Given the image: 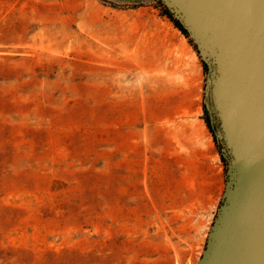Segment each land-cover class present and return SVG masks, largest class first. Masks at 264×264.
<instances>
[{
	"label": "rangeland",
	"instance_id": "374dc122",
	"mask_svg": "<svg viewBox=\"0 0 264 264\" xmlns=\"http://www.w3.org/2000/svg\"><path fill=\"white\" fill-rule=\"evenodd\" d=\"M159 1L0 0V264L201 257L227 163Z\"/></svg>",
	"mask_w": 264,
	"mask_h": 264
},
{
	"label": "water",
	"instance_id": "95a60500",
	"mask_svg": "<svg viewBox=\"0 0 264 264\" xmlns=\"http://www.w3.org/2000/svg\"><path fill=\"white\" fill-rule=\"evenodd\" d=\"M160 1L207 66L205 107L227 163L196 264H264V0Z\"/></svg>",
	"mask_w": 264,
	"mask_h": 264
},
{
	"label": "trees",
	"instance_id": "16d2710c",
	"mask_svg": "<svg viewBox=\"0 0 264 264\" xmlns=\"http://www.w3.org/2000/svg\"><path fill=\"white\" fill-rule=\"evenodd\" d=\"M159 3H160V5L161 6H163L164 7V12H165V14L166 15H168L171 19H172V21L175 23V25L187 36V37H189L188 36V32L184 29V27L181 25V23L178 21V20H176L174 17H173V15L170 13V11L166 8V6H164V4H162V2L161 1H159ZM191 41V40H190ZM192 42V41H191ZM196 47V46H195ZM207 111V110H206ZM222 158H223V160L225 161V158L222 156Z\"/></svg>",
	"mask_w": 264,
	"mask_h": 264
}]
</instances>
